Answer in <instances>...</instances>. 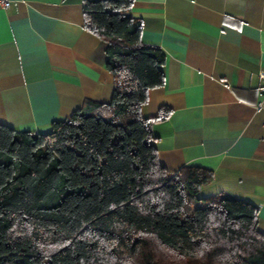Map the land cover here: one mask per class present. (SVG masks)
Instances as JSON below:
<instances>
[{
	"label": "trees",
	"instance_id": "16d2710c",
	"mask_svg": "<svg viewBox=\"0 0 264 264\" xmlns=\"http://www.w3.org/2000/svg\"><path fill=\"white\" fill-rule=\"evenodd\" d=\"M134 0H83L108 42L109 102L86 99L49 132L0 123V264H264L253 201L203 194L211 169L160 159L155 117L166 52L145 44Z\"/></svg>",
	"mask_w": 264,
	"mask_h": 264
},
{
	"label": "crops",
	"instance_id": "0c3cea01",
	"mask_svg": "<svg viewBox=\"0 0 264 264\" xmlns=\"http://www.w3.org/2000/svg\"><path fill=\"white\" fill-rule=\"evenodd\" d=\"M131 11L167 57L142 108L169 112L153 124L161 163L211 169L203 194L253 201L264 231V0H134ZM107 45L83 0L0 6V123L46 133L86 99L109 102Z\"/></svg>",
	"mask_w": 264,
	"mask_h": 264
},
{
	"label": "built area",
	"instance_id": "2783aa9c",
	"mask_svg": "<svg viewBox=\"0 0 264 264\" xmlns=\"http://www.w3.org/2000/svg\"><path fill=\"white\" fill-rule=\"evenodd\" d=\"M12 0H0L1 7H7L11 4ZM259 75L264 78V71H260ZM258 107H264V97L262 101L259 103Z\"/></svg>",
	"mask_w": 264,
	"mask_h": 264
}]
</instances>
